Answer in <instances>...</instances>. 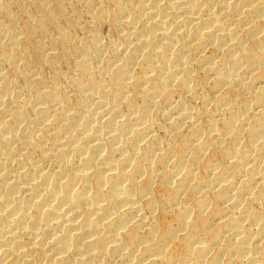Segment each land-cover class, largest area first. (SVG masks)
Listing matches in <instances>:
<instances>
[{
  "label": "bare ground",
  "instance_id": "obj_1",
  "mask_svg": "<svg viewBox=\"0 0 264 264\" xmlns=\"http://www.w3.org/2000/svg\"><path fill=\"white\" fill-rule=\"evenodd\" d=\"M0 264H264V0H0Z\"/></svg>",
  "mask_w": 264,
  "mask_h": 264
},
{
  "label": "rangeland",
  "instance_id": "obj_2",
  "mask_svg": "<svg viewBox=\"0 0 264 264\" xmlns=\"http://www.w3.org/2000/svg\"><path fill=\"white\" fill-rule=\"evenodd\" d=\"M84 21V20H83ZM85 21L87 22V19L85 18ZM85 21L83 22V24L85 23ZM86 24V23H85ZM84 24V25H85ZM105 34V33H104ZM111 34H109V32L108 31H106V34L103 36V38H102V40H104V42H103V44H107L108 45V43L110 44L111 43V41L113 42V39L111 38L112 36H110ZM108 36V37H107ZM110 36V37H109ZM108 39H110V40H108ZM105 40H107V41H105ZM106 42V43H105ZM108 42V43H107Z\"/></svg>",
  "mask_w": 264,
  "mask_h": 264
}]
</instances>
